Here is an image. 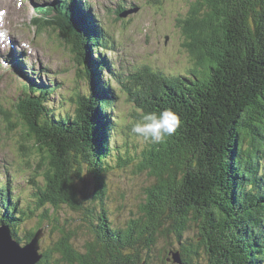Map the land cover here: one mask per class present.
<instances>
[{
	"label": "trees",
	"instance_id": "obj_1",
	"mask_svg": "<svg viewBox=\"0 0 264 264\" xmlns=\"http://www.w3.org/2000/svg\"><path fill=\"white\" fill-rule=\"evenodd\" d=\"M69 2L74 10L66 0L39 6L30 23L36 33L57 36L86 89L70 97L72 111L50 107L54 87L34 81L23 84L11 110L0 105L4 130L13 128L20 150L37 153L34 173L42 176L31 182L26 207L7 184L0 187V225L21 244L53 225L58 240L40 251L37 264H155L150 252L162 230L169 237L168 229L182 264H264V0H195L178 21L194 69L187 76L140 74L139 89L130 95L142 110L137 118L170 108L181 125L164 143L143 150L140 170L154 184L141 216L124 227L111 223L102 204L95 211L79 200L87 195L77 182L89 174L97 188L92 201L102 202L105 166L127 160L115 146L117 97L109 80H102L110 71L101 55L107 51L104 31L99 28V35L92 26L88 4ZM32 205L42 212L46 206L82 212L93 241L77 250L75 233L60 229L46 213L20 239L18 229L35 214ZM192 227L198 229L195 246L184 239ZM201 250L205 258L199 259Z\"/></svg>",
	"mask_w": 264,
	"mask_h": 264
},
{
	"label": "rangeland",
	"instance_id": "obj_2",
	"mask_svg": "<svg viewBox=\"0 0 264 264\" xmlns=\"http://www.w3.org/2000/svg\"><path fill=\"white\" fill-rule=\"evenodd\" d=\"M55 1L0 0V12L4 13L0 16V33L7 34L11 43H14L12 48L0 45L4 51L0 49V54L5 53L0 62H13L12 66L16 68L0 66V105L4 109L11 110V104L13 105L22 92L23 84H29V79L36 84L54 87L49 106L54 107L56 111H72L70 97L79 88L86 89L84 83L77 82L72 56L57 36L49 31L36 33L35 28L31 26V19L37 15L32 6L51 5ZM194 1L80 0L82 4L85 2L90 5L92 13H95L94 20L101 24L100 29L104 31L105 38L108 37V49L104 53L101 52V55L108 61L110 71L102 73V80L105 82L109 80L110 89L114 90L117 97L112 113L113 127L116 131L114 141L116 149L127 163L118 165L111 160L109 165L105 166L106 196L102 202L92 201V194L97 188L91 175L85 174L83 182H77V189L87 195V197L79 195L83 206L89 205L98 211L99 205L102 204L107 210V218L116 226L124 227L130 220H136L141 216V207L146 203V191L154 184L147 171H141L139 166L143 150L149 145H144L129 135L132 122L141 114L130 100L132 99L130 95L139 89L142 82L138 81L140 74L148 72L152 75L162 73L167 76H187V73L194 69V61L184 46L186 40L178 24L179 20L186 17ZM120 9H123V13L128 12L126 17H117V11ZM10 52L14 54L11 55L12 60L15 56L23 64L22 71L26 72V76L14 65L15 62L9 57ZM92 56L94 59L97 58L94 53ZM6 57H9L8 60ZM10 130V133L4 130V123L0 117V187L7 184L6 187H9L12 195L19 198V205L26 207L32 203L31 182L38 184L42 178L41 174L34 173L39 157L35 151L36 154L30 150L28 153L26 150H20V139L13 132V128ZM261 165L264 171V159ZM32 210L35 214L28 217L18 229L20 239L34 231L42 222L41 213H46L49 218L59 222L60 229L75 233L72 240L77 250L83 251V245L93 241L90 230L85 226L87 223L82 222V212L72 211L65 206L58 210L46 206L45 210L48 212H42L32 205ZM41 229L43 231L41 230L42 238L38 253L42 256L40 251L51 247L58 240L59 234L53 229V225L43 226ZM163 232L166 231L160 232L150 252V263L153 258L152 262L155 264H178L173 258L179 250L176 236L171 229H168L169 237H165ZM197 233L198 229L192 227L184 235V239L195 246L198 241ZM32 239L20 245L29 244ZM200 252L199 259L205 258L203 251ZM178 256L180 258L179 253ZM54 258H57V261L59 257ZM180 261L182 263L181 258Z\"/></svg>",
	"mask_w": 264,
	"mask_h": 264
},
{
	"label": "clouds",
	"instance_id": "obj_3",
	"mask_svg": "<svg viewBox=\"0 0 264 264\" xmlns=\"http://www.w3.org/2000/svg\"><path fill=\"white\" fill-rule=\"evenodd\" d=\"M180 125L179 116L170 108L142 112V115L132 122L129 135L144 145H158L175 134Z\"/></svg>",
	"mask_w": 264,
	"mask_h": 264
},
{
	"label": "water",
	"instance_id": "obj_4",
	"mask_svg": "<svg viewBox=\"0 0 264 264\" xmlns=\"http://www.w3.org/2000/svg\"><path fill=\"white\" fill-rule=\"evenodd\" d=\"M128 12L121 17H126ZM42 236L41 231L34 236L29 244L20 245L11 235L7 226L0 227V264H37L41 259L39 251V240ZM174 262L182 264L178 253L173 255Z\"/></svg>",
	"mask_w": 264,
	"mask_h": 264
},
{
	"label": "bare ground",
	"instance_id": "obj_5",
	"mask_svg": "<svg viewBox=\"0 0 264 264\" xmlns=\"http://www.w3.org/2000/svg\"><path fill=\"white\" fill-rule=\"evenodd\" d=\"M75 1H76L77 5H79L78 0H75ZM66 2H67L68 5L71 4V6H69V8H70V9H73L72 3H70L69 0H66ZM38 3H39V2H37V4H38ZM76 3H75V4H76ZM86 4H87V3H86ZM49 5H50V4H49ZM44 6H46V5H42V6H40L41 9H43ZM38 7H39V5H36V6L34 5V6H32L33 10H34L36 13L39 14V12H38V10H37ZM77 8H78V7H76V10H75V11H78V12H79L81 7H80L79 9H77ZM87 8H88V10L91 12V14H90V16H89V20H90V22L92 21V22H91L92 26H93V23L95 24V27H96V28H95L94 26H93V27L95 28V30H96L97 32H99V35H100V30H101V29L99 30V28H101V26H100L101 24H99L98 21H95V20H94L93 16L95 15V13H94V14L92 13L89 4H88ZM73 10H74V9H73ZM83 13H84V12H83ZM48 17H49V16H48ZM83 17H84V16H83ZM49 20H50V19H49ZM48 24H49V23H48ZM97 32H96V33H97ZM101 32H102V31H101ZM103 33H104V32H103ZM107 36H108V35H107ZM107 36H106V37H107ZM61 37H62V36H61ZM101 37H102V36H101ZM102 42H103V41H102ZM108 42H109V41H108V37H107V38H105V45H106V46H105V49H108V46H107V45H108ZM101 45H102V44H101ZM0 63H3V64H0V66L11 67V68H13V69H16L14 66H12V63H13V62H9V61L6 62V61H4V62H0ZM4 63L7 64V65L5 66ZM14 65L17 67V69H18L19 71H21V74L24 73L25 76H26V72H25V71H22V70H23V66L20 65V63H19V64H14ZM29 81L31 82L32 80L29 79ZM11 82H12V81H11ZM30 82H28V83L30 84ZM14 83H15V82H14ZM29 84H28V85H29ZM22 246H23V245H22Z\"/></svg>",
	"mask_w": 264,
	"mask_h": 264
},
{
	"label": "snow or ice",
	"instance_id": "obj_6",
	"mask_svg": "<svg viewBox=\"0 0 264 264\" xmlns=\"http://www.w3.org/2000/svg\"><path fill=\"white\" fill-rule=\"evenodd\" d=\"M2 15H4V13L3 12H0V16H2ZM0 35H2V34H0Z\"/></svg>",
	"mask_w": 264,
	"mask_h": 264
}]
</instances>
